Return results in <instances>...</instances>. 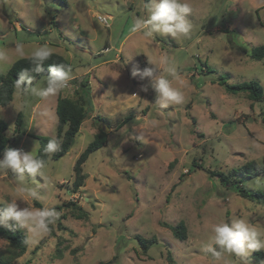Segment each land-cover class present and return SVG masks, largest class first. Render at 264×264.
<instances>
[{"label": "rangeland", "instance_id": "obj_1", "mask_svg": "<svg viewBox=\"0 0 264 264\" xmlns=\"http://www.w3.org/2000/svg\"><path fill=\"white\" fill-rule=\"evenodd\" d=\"M188 2L193 11L187 36L150 39L130 31L135 18L146 16L144 0H0V49L8 57L0 63V75L46 44L67 59L75 77L47 100L15 91L13 102L0 106L11 148L32 152L39 144L38 154L43 140L56 138L60 96L88 113L68 153L46 164L54 188L37 187L26 174L37 197L25 195L21 201L11 173L0 172V207L16 199L21 208L48 207L59 214L51 225L55 235L48 231L35 238L12 264H170L169 255L175 264H239L235 256L215 261L204 251L211 225L244 219L264 237V207L210 174L258 162L261 174L239 183L264 193V101L230 94L220 84L222 78L229 85L255 80L264 88V58H251L264 46V0ZM17 42L24 45L23 56ZM164 56L175 69L164 75L184 99L162 109L154 104L150 82L133 78L131 71L155 67L148 58L163 71ZM47 76L34 84L43 87ZM19 113L24 128L15 134ZM101 129L108 144L90 155L83 166L85 187L73 194L76 160ZM70 203L86 217L76 219L80 211ZM179 223L186 225V241L171 231ZM5 228L0 226V255L8 258ZM138 237L157 241L146 251ZM248 264H264V250L251 253Z\"/></svg>", "mask_w": 264, "mask_h": 264}, {"label": "clouds", "instance_id": "obj_2", "mask_svg": "<svg viewBox=\"0 0 264 264\" xmlns=\"http://www.w3.org/2000/svg\"><path fill=\"white\" fill-rule=\"evenodd\" d=\"M143 7L146 16H139L134 19L130 31L133 34H140L144 38L154 39L157 35L168 36L174 39L187 36L192 24L188 17L193 9L188 0H144ZM24 45L21 42L16 43V51L23 56ZM54 49L48 45L36 47L31 52L32 67L23 69L15 81V89L18 95H31L41 100L55 96L68 86L72 79V69L64 64H51L49 66V75L44 78L43 87L34 84L36 76L33 75L43 72V65L54 53ZM8 60L6 52L0 49V63ZM147 63L155 67H145L140 69L134 67L131 71L133 78L148 80L156 97L154 104L165 109L173 104L183 102V94L171 86V82L164 75L165 72L171 74L175 69L169 65L166 56L161 57L159 65L164 66L163 71L156 63L148 58ZM141 91L147 92L148 87L142 86ZM136 125H134V128ZM140 135V134H139ZM139 135L136 139H139ZM37 144L32 152L7 148L4 151L3 158L0 159V172L11 173V181L14 190L23 201L24 196L37 197L34 188L29 187L26 181V174H30L32 182L37 187L46 189L54 188L55 184L45 172L46 162L36 154ZM60 148V141L55 137L48 140L44 146V153L51 155ZM42 178L41 184L35 178ZM260 178L251 183H258ZM58 212L53 208H21L16 199L7 203L0 210V226L10 227L9 222H14L16 228L26 231L24 243L29 245L35 238L47 233L49 226L54 224ZM212 236L210 242L205 245L204 251L209 253L215 261H222L225 254L235 256L239 264H248V257L253 252L264 250V237L253 226L244 219H233L231 222L214 223L211 225Z\"/></svg>", "mask_w": 264, "mask_h": 264}, {"label": "trees", "instance_id": "obj_3", "mask_svg": "<svg viewBox=\"0 0 264 264\" xmlns=\"http://www.w3.org/2000/svg\"><path fill=\"white\" fill-rule=\"evenodd\" d=\"M63 3H66L67 0H60ZM251 58L255 61H261L264 58V46L258 47L251 52ZM51 64H64L66 67H70V63L61 55L53 54L49 60L45 62L43 65V72L39 74L33 73L36 76L35 81L41 77L42 75H49V66ZM206 66V65H205ZM31 57L30 58H22L16 61L10 70L6 74L0 75V106L8 107L14 100L15 95V81L18 78V74L25 68H31ZM207 67V66H206ZM221 86L225 88V90L230 94H240L246 93L248 97L257 103H261L264 101V88L263 86L255 81H249L241 84L229 85L224 79L220 80ZM84 86V85H83ZM86 87V85H85ZM89 93L88 90L84 92ZM56 113L58 117V128H57V136L56 139L60 141V148L57 152L48 155L45 154L43 149L46 146L49 139H45L42 141L41 149L38 152V156L45 160L46 164L50 159L58 160L62 156L68 153V151L72 148V142L76 139L77 135L81 130V126L83 122L87 119L88 113L83 105L70 100L69 98L59 97L56 107ZM24 128V117L22 113H19L16 121H15V134H20ZM9 125L0 120V159L4 154V151L7 148H11L14 144L11 136L8 135ZM108 144V134L103 129L100 130L98 134H96L92 143H90L87 148L80 154L76 163L74 165V181L72 183V193H78L82 188L85 187L87 176L84 173L83 166L88 161L90 155L106 147ZM262 170L259 167L258 162L248 163L238 169H234L229 173L224 172H210L212 177H218L219 180L223 183V185L227 188L234 189L242 198L248 199L262 207H264V193L259 191H251L246 189L243 186H240V178L250 177L255 178L259 174H261ZM239 179V180H238ZM71 206H74L79 213L74 214L76 219H82L86 217L85 212L81 207H78L76 203H70ZM2 210V207H0ZM65 217H61L60 220ZM10 227H6L4 229L3 235L9 241L11 248V255L8 258L0 255V264H12L14 260L21 258L26 252L27 247L24 243L26 239V234L23 230L15 227L14 222H9ZM163 226L167 227V224L162 223ZM60 230H66V227L62 226L61 223L59 225ZM171 231L174 234V237L180 241L187 240V228L183 223H179L176 226L171 227ZM49 233L51 236H54L55 232L53 227L49 226ZM140 242L142 247L147 251L149 246L156 243V239L153 238L151 240H145L140 238ZM44 242V241H43ZM260 254V253H259ZM61 251H59V256H61ZM258 255V254H257ZM261 255V254H260ZM168 261L170 264H175L174 258L169 255Z\"/></svg>", "mask_w": 264, "mask_h": 264}, {"label": "built area", "instance_id": "obj_4", "mask_svg": "<svg viewBox=\"0 0 264 264\" xmlns=\"http://www.w3.org/2000/svg\"><path fill=\"white\" fill-rule=\"evenodd\" d=\"M99 21L102 22V23H107V24H109L108 19L103 18V17H99ZM105 51L108 52V51H109V48H106Z\"/></svg>", "mask_w": 264, "mask_h": 264}, {"label": "crops", "instance_id": "obj_5", "mask_svg": "<svg viewBox=\"0 0 264 264\" xmlns=\"http://www.w3.org/2000/svg\"><path fill=\"white\" fill-rule=\"evenodd\" d=\"M66 59V58H65ZM67 60V59H66ZM88 74H89V70H88ZM75 77H72V79H74ZM56 107H57V104H56Z\"/></svg>", "mask_w": 264, "mask_h": 264}, {"label": "water", "instance_id": "obj_6", "mask_svg": "<svg viewBox=\"0 0 264 264\" xmlns=\"http://www.w3.org/2000/svg\"><path fill=\"white\" fill-rule=\"evenodd\" d=\"M74 143H75V140L72 142V145H74Z\"/></svg>", "mask_w": 264, "mask_h": 264}]
</instances>
